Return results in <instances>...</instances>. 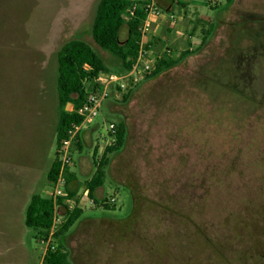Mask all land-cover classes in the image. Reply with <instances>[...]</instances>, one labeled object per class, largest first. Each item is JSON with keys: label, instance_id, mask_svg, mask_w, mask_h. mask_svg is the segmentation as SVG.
I'll return each mask as SVG.
<instances>
[{"label": "rangeland", "instance_id": "374dc122", "mask_svg": "<svg viewBox=\"0 0 264 264\" xmlns=\"http://www.w3.org/2000/svg\"><path fill=\"white\" fill-rule=\"evenodd\" d=\"M184 1L168 11L172 2L156 0L165 24L150 33L153 49H171L178 64L112 94L72 153L84 211L61 240L72 264H264V19L245 17L238 45L231 30L249 14L264 17V0ZM99 2L0 0V264L42 261L26 207L51 191L59 51L83 39L117 74L120 59L92 38ZM120 122L126 146L105 167L101 205L90 206L82 191ZM111 198L115 210L102 205Z\"/></svg>", "mask_w": 264, "mask_h": 264}, {"label": "trees", "instance_id": "16d2710c", "mask_svg": "<svg viewBox=\"0 0 264 264\" xmlns=\"http://www.w3.org/2000/svg\"><path fill=\"white\" fill-rule=\"evenodd\" d=\"M235 0H227V5L231 6ZM135 3V0H100L95 20L92 26V38L97 47L102 51H108L118 57L121 61L117 65V74L129 72L135 62L139 50V42L141 34L139 26L145 18V11L138 3V9L129 20L124 18L129 8ZM251 18L252 22L260 18V22L264 17L249 14L240 19L238 23L231 26L234 45L242 43L237 42L236 34L241 21L244 18ZM251 22V25L253 23ZM127 29V38L121 39L123 29ZM207 36V35H206ZM204 37L207 41L208 37ZM246 40L253 41L252 35L244 37ZM242 39V38H241ZM205 41V42H206ZM255 41V40H254ZM254 41L250 45L253 52L255 49ZM233 53V52H232ZM251 54V53H249ZM186 53H182L184 57ZM178 64V61L169 54L158 60L156 68L146 78H154L162 73L172 69ZM248 69V78L252 85L258 86L256 76L253 77L252 69ZM113 73L104 56L96 50L94 46L87 41L79 38L71 39L66 42L58 54V98H59V121L57 126V150L62 141L65 139L67 131L72 124H80L83 118L78 114V110L85 101L86 95L90 91H95L99 84L98 80L101 74ZM256 81H255V80ZM123 99L127 100L128 95L124 94ZM72 106V110H67L68 105ZM114 125L113 133L110 132V137L114 140L105 148L102 157L98 162V167L86 187L89 191V197L95 201L97 206L101 203L97 197V191L105 185V167L110 162V156L123 150L127 143L128 127L125 122H120ZM78 149H82V134L80 136ZM57 155V153H56ZM59 164L56 158L49 173L48 180L50 183L57 179L59 173ZM76 175L68 171V186L67 190L70 197L77 196L76 190H72V183L76 181ZM135 201L139 200L136 192L133 193ZM107 210H115V203H108V200L102 203ZM83 209H75L67 213V219L60 229L54 234L50 247L47 250L44 258V264H72L69 250L61 243V240L72 229L76 222L82 217ZM132 214L128 218H132ZM54 217V201L49 197H44L40 194H34L31 197L26 210V226L34 229L37 232L36 238L40 241L49 239L50 231L53 226ZM207 244L212 247L216 253L224 252V247L213 241L206 240Z\"/></svg>", "mask_w": 264, "mask_h": 264}, {"label": "built area", "instance_id": "2783aa9c", "mask_svg": "<svg viewBox=\"0 0 264 264\" xmlns=\"http://www.w3.org/2000/svg\"><path fill=\"white\" fill-rule=\"evenodd\" d=\"M138 3H141L145 11V18L139 26V32L141 34L139 50L131 70L123 74L110 73L100 75L98 88L95 91L87 93L85 101L78 110V114L83 118L82 123L72 124L67 131L65 139L57 150L56 158L60 168L57 179L51 183V191L48 196L54 201L53 226L50 231L49 239L41 241V244L44 246L43 258L50 247L54 234L65 223L67 213L77 208L82 209L81 201L83 200H80L79 196L70 197L67 190L68 171H71V165L73 164L72 153L80 143L82 132L93 124V121L99 115L100 108L104 104V101L110 98L112 94L118 96L126 90L129 83L136 84L138 81L146 78L148 74H151V72L155 70L158 60L163 58L165 54L172 56V51L168 48L164 50L162 54L155 51L150 41V33L151 30H154L155 21L164 16L156 0H135V3L129 8L124 18L129 20L135 15L139 6ZM170 20L172 25H170L169 28L174 29L177 19L174 15H171ZM113 129L114 125H111L110 132L113 133ZM113 140L112 138V141ZM82 192L83 198H87L89 205L95 206V201L89 197V191L86 186ZM115 202V198L108 200V203L114 204ZM43 258L41 264H44Z\"/></svg>", "mask_w": 264, "mask_h": 264}, {"label": "crops", "instance_id": "0c3cea01", "mask_svg": "<svg viewBox=\"0 0 264 264\" xmlns=\"http://www.w3.org/2000/svg\"><path fill=\"white\" fill-rule=\"evenodd\" d=\"M170 2H172L171 3V6L168 8V11H173L174 10V7L176 6V5H183V6H188L189 4H188V2H186V1H184V0H169ZM174 3H175V5H174ZM164 24H165V18L164 17H161V19H158V20H156L155 21V26H154V30H153V35H157L158 33H156V31H158V32H160V30L163 28V26H164ZM154 31H155V33H154ZM94 124V123H93ZM92 125V124H91ZM90 125V126H91ZM90 126L87 128V129H89L90 128ZM90 130H91V128H90ZM85 132H86V129L82 132V141H83V138H84V134H85ZM80 166H81V163H80ZM71 170V172L72 173H74L75 175H76V173H75V171L73 170V168H71L70 169ZM76 178H77V175H76ZM73 190V189H72ZM79 194V193H78ZM40 195H42V196H44V197H46L45 195H43V194H40ZM48 195H49V193H48ZM32 197V196H31ZM48 197V196H47ZM30 200H31V198H30ZM30 202V201H29ZM27 208V207H26ZM41 258H43V252H42V257Z\"/></svg>", "mask_w": 264, "mask_h": 264}, {"label": "water", "instance_id": "95a60500", "mask_svg": "<svg viewBox=\"0 0 264 264\" xmlns=\"http://www.w3.org/2000/svg\"><path fill=\"white\" fill-rule=\"evenodd\" d=\"M68 106H70V104ZM68 106H67V110H68Z\"/></svg>", "mask_w": 264, "mask_h": 264}]
</instances>
